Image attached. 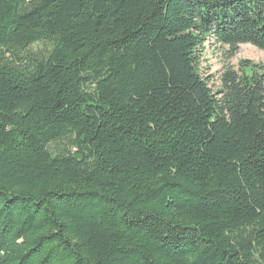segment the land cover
I'll return each mask as SVG.
<instances>
[{
	"label": "trees",
	"instance_id": "obj_1",
	"mask_svg": "<svg viewBox=\"0 0 264 264\" xmlns=\"http://www.w3.org/2000/svg\"><path fill=\"white\" fill-rule=\"evenodd\" d=\"M211 44L264 0H0V264H264V65Z\"/></svg>",
	"mask_w": 264,
	"mask_h": 264
},
{
	"label": "rangeland",
	"instance_id": "obj_2",
	"mask_svg": "<svg viewBox=\"0 0 264 264\" xmlns=\"http://www.w3.org/2000/svg\"><path fill=\"white\" fill-rule=\"evenodd\" d=\"M40 50V46L33 50ZM261 63L264 65V51L251 45H241L235 56H230L227 49L211 44L206 47V52L201 59V74L210 79V86L214 91L220 87V77L227 70L238 71L241 62Z\"/></svg>",
	"mask_w": 264,
	"mask_h": 264
}]
</instances>
